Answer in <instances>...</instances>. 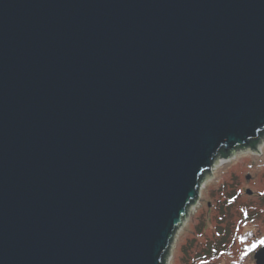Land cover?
Returning a JSON list of instances; mask_svg holds the SVG:
<instances>
[{
    "label": "water",
    "instance_id": "obj_1",
    "mask_svg": "<svg viewBox=\"0 0 264 264\" xmlns=\"http://www.w3.org/2000/svg\"><path fill=\"white\" fill-rule=\"evenodd\" d=\"M262 138L264 0H0V264H168Z\"/></svg>",
    "mask_w": 264,
    "mask_h": 264
},
{
    "label": "rangeland",
    "instance_id": "obj_2",
    "mask_svg": "<svg viewBox=\"0 0 264 264\" xmlns=\"http://www.w3.org/2000/svg\"><path fill=\"white\" fill-rule=\"evenodd\" d=\"M258 145L214 162L175 235L169 264H254L264 247V138ZM246 235L251 253L238 256Z\"/></svg>",
    "mask_w": 264,
    "mask_h": 264
},
{
    "label": "trees",
    "instance_id": "obj_3",
    "mask_svg": "<svg viewBox=\"0 0 264 264\" xmlns=\"http://www.w3.org/2000/svg\"><path fill=\"white\" fill-rule=\"evenodd\" d=\"M257 145H258V143H255V144L252 146V148H253V149L257 148ZM222 157H223V158H228V157H230V155H225V154H223ZM249 235H250V234H249ZM251 237H252V236H251ZM248 238H249L248 235L243 236V238H242V244H241V246H239V254L237 253L238 250L236 251V254H237L238 256H240V255H242V254H246V253H247V255H248V254L251 253L250 250L247 251V249H248L249 246H248V247H245V246H244V244H246ZM257 242H258V241H257ZM253 246H255V245H253ZM250 249H255V248H251V247H250ZM241 252H242V253H241ZM240 253H241V254H240ZM244 256H245V255H244Z\"/></svg>",
    "mask_w": 264,
    "mask_h": 264
},
{
    "label": "bare ground",
    "instance_id": "obj_4",
    "mask_svg": "<svg viewBox=\"0 0 264 264\" xmlns=\"http://www.w3.org/2000/svg\"><path fill=\"white\" fill-rule=\"evenodd\" d=\"M231 157H232V155H230V157H228V158H223L222 155H221V156L218 157V158H221V159L227 160V159H229V158H231ZM227 162H229V161H227ZM210 172H211V171H210ZM210 172H209V173H210ZM201 184H202V183H201ZM200 191H201V190H200ZM176 233H177V232H176ZM174 238H175V237H174ZM170 260H171V259H170V257H169V260H168L169 262H168V264L170 263Z\"/></svg>",
    "mask_w": 264,
    "mask_h": 264
},
{
    "label": "flooded vegetation",
    "instance_id": "obj_5",
    "mask_svg": "<svg viewBox=\"0 0 264 264\" xmlns=\"http://www.w3.org/2000/svg\"><path fill=\"white\" fill-rule=\"evenodd\" d=\"M258 144L260 143V141L259 142H257ZM258 146L259 145H257V148H258ZM245 149H247V148H245ZM248 149H252V150H254L253 148H252V146H250V147H248ZM242 150H244V149H242ZM254 264H256L255 262H254Z\"/></svg>",
    "mask_w": 264,
    "mask_h": 264
}]
</instances>
